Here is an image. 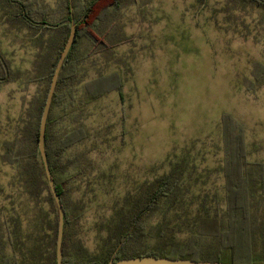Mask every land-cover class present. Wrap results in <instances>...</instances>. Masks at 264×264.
Segmentation results:
<instances>
[{
	"label": "rangeland",
	"instance_id": "rangeland-1",
	"mask_svg": "<svg viewBox=\"0 0 264 264\" xmlns=\"http://www.w3.org/2000/svg\"><path fill=\"white\" fill-rule=\"evenodd\" d=\"M60 1L37 3L57 11ZM9 3L0 0V54L12 71L11 80L0 84V206L8 205L9 193L18 192L13 166L1 161L3 143L20 134L29 119L45 85L39 79L63 39L52 32L40 39ZM101 27L126 40L114 48L112 61L96 55L82 67L86 80L118 72L122 102L113 91L88 105L83 114L88 138L68 152L78 164L91 162L70 194L72 201H82L76 235L85 256L105 252V225L113 205L144 181L169 173L176 163H185L182 180L190 194L222 198L224 114L243 132L246 160L261 164L264 177V76L260 83L253 79L255 65H264L260 9L238 0H138L110 14ZM90 48L84 40L77 54L82 58ZM101 129H107L106 138ZM100 173L111 176L99 179ZM21 200L19 194L16 202ZM15 211L28 230L30 213L24 215L18 206ZM257 217L261 220L264 212L259 210ZM162 219L159 213L150 221ZM142 245L160 244L153 237Z\"/></svg>",
	"mask_w": 264,
	"mask_h": 264
},
{
	"label": "trees",
	"instance_id": "trees-1",
	"mask_svg": "<svg viewBox=\"0 0 264 264\" xmlns=\"http://www.w3.org/2000/svg\"><path fill=\"white\" fill-rule=\"evenodd\" d=\"M8 1V6L16 9L18 20L40 39L49 32L61 33L63 39L54 51L45 76L39 79L45 85L29 119L24 122L20 134L3 143L1 161L13 166L18 192L17 195L9 193L8 205L0 206V264H57L56 209L46 185L37 139L46 94L68 38L71 21L75 25V39L59 72L44 135L51 179L64 212L62 264H105L141 257L264 264V217L261 220L257 217L259 210L264 212L262 165L246 160L243 132L232 125L227 114L220 120L222 198L190 194L182 180L185 163H182L183 167L176 163L169 173L144 181L134 192L124 196L123 201L115 203L113 215L105 225V252L98 256L83 255L76 235V214L82 209V201H72L70 194L91 162L78 164L76 157L70 158L68 152L88 138L83 127V114L88 105L113 91L119 92L122 102V78L118 72H112L86 80L82 66L96 55L106 62L113 60L114 48L126 39L116 35L120 38L117 39L109 27L103 31L101 26L110 14L138 0H61L57 11L41 8L37 0ZM238 1L256 6L264 15V0ZM84 40L91 48L81 58L77 52ZM255 70L253 79L260 83L264 65H255ZM11 75L7 61L0 54V84L9 82ZM101 130L106 138L107 129ZM101 143L105 144L107 140ZM109 176L100 173L98 178L108 180ZM3 190L0 185V194ZM19 194L21 203L16 202ZM16 204L24 215L30 213L26 231L22 228L20 214L15 213ZM192 211L195 215L188 218ZM159 213L163 219L151 224L150 219ZM168 214L174 218L183 216L184 223L167 218ZM183 233V241H174ZM153 237L159 241V246L142 245L144 239ZM7 249L11 250L10 254L6 253Z\"/></svg>",
	"mask_w": 264,
	"mask_h": 264
},
{
	"label": "water",
	"instance_id": "water-1",
	"mask_svg": "<svg viewBox=\"0 0 264 264\" xmlns=\"http://www.w3.org/2000/svg\"><path fill=\"white\" fill-rule=\"evenodd\" d=\"M75 39V25L71 21L68 38L64 45V48L61 52V55L57 61L56 67L54 69V73L51 77V81L49 84V88L46 94L44 106L42 109V113L39 120L38 127V139H37V150L40 157L46 185L49 191V194L52 198L53 204L56 209V217H57V230H56V242H55V259L57 264H62V240H63V228H64V212L60 204L59 197L55 190L53 181L51 179L46 153L44 149V135H45V126L46 120L49 112V108L51 105V101L53 98V94L56 88L57 79L59 76V72L63 65V62L69 52L71 45ZM105 264H221L217 262H195L189 260H172L165 258H154V257H141V258H132V259H124L113 263L109 261Z\"/></svg>",
	"mask_w": 264,
	"mask_h": 264
}]
</instances>
